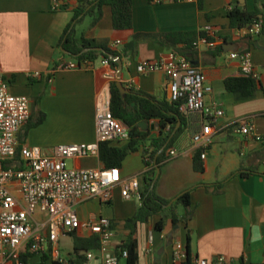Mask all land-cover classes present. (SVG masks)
I'll return each mask as SVG.
<instances>
[{"label": "crops", "instance_id": "0c3cea01", "mask_svg": "<svg viewBox=\"0 0 264 264\" xmlns=\"http://www.w3.org/2000/svg\"><path fill=\"white\" fill-rule=\"evenodd\" d=\"M80 1L63 0L61 8L55 9L53 0H0V64L5 77L14 95L30 99V121L45 116L42 124L29 129V121L22 128L20 148L39 147L51 156L58 146L97 143L96 107L100 100L111 99V83L115 81L116 71L104 67L103 59L89 69H58L77 61L65 52L61 41L67 27L73 23V9ZM132 1L133 30L116 31L112 10L105 7L101 21L88 29L92 18H87L79 27L78 35L107 41L111 48L122 50L136 35L199 32L210 27L218 40L240 44L239 53L252 55L260 82L255 99L237 101L225 87L226 79L241 76L240 63L231 59L232 52L224 50L216 54V48L201 46L194 48V55L189 54L188 58L201 70L206 85L212 88L207 102L217 104L225 116L199 124L196 134L205 133L211 137L204 152L206 159L201 158L204 172L195 170L194 157L201 148L193 142L196 134L188 133L178 140L175 149L181 155L164 167L157 192L173 201L187 189L197 186L190 194L192 217L176 226L168 220L162 231L156 228L159 217L141 225L137 233L139 264H187V257L175 258L178 246L185 254L190 247L191 264L201 261L212 264L218 257H226L235 261L234 264H263L264 143L228 129L243 119H250L256 133L264 137V116L253 118L264 113V32L258 37L238 39L237 30L230 28L229 19V9L234 5L248 12L258 10L263 16L264 0H204L202 9L199 0ZM117 42L121 44L115 46ZM178 48L182 50L184 46ZM171 52L172 48L142 39L137 54L129 51L122 60L123 84L158 100L167 99L168 76L163 72L142 76L137 67ZM36 74L41 77H35ZM148 131L152 138L159 137V122H149ZM115 145L124 147L126 143ZM71 165L77 169L104 167L100 157L71 161ZM121 171L126 179L140 176L142 185V175L146 171L142 148L126 158ZM220 183L224 185L217 192L213 185ZM140 204L137 198L124 199L117 190L109 205L92 200L77 205L75 210L83 222L106 219L115 223L116 234L110 249L116 253L129 237L125 221L135 215ZM177 212L180 217L185 214L182 207ZM78 235L90 237L93 234L82 231ZM65 239L71 241L69 250L62 247ZM57 251H50L51 257L46 264L53 260L69 264L74 252L69 235L61 238ZM96 254V260H87L85 264H100V254ZM42 257L35 256L28 264L33 261L42 264ZM120 264H126V260H121Z\"/></svg>", "mask_w": 264, "mask_h": 264}, {"label": "built area", "instance_id": "2783aa9c", "mask_svg": "<svg viewBox=\"0 0 264 264\" xmlns=\"http://www.w3.org/2000/svg\"><path fill=\"white\" fill-rule=\"evenodd\" d=\"M61 1L63 0H53L55 9L61 8ZM207 30L216 41L209 43L206 39H201L194 45L195 48H216L220 42L223 44L212 28L208 27ZM263 30V20H257L252 25L237 30L235 36L238 39L258 37ZM120 44L117 42L115 46ZM231 59L240 63L242 76L259 78L250 53L232 52ZM102 65L108 69L112 67L106 59L102 60ZM58 69L89 68L86 63L79 64L74 61L61 65ZM137 71L142 76L165 73L168 76L167 100L171 103L184 101L183 110L187 113L199 114L205 122L225 116V112L218 109L217 104L207 102L212 88L206 85L201 70L182 54L171 52L160 59L143 62L138 65ZM35 77L40 78L41 75L36 74ZM31 115L30 99L11 92V85L0 64V264H22L21 252L27 247L35 256L50 254L52 249L58 252L62 237L72 233L78 235L82 231L101 237V250L98 252L100 264H120L128 254L123 252L121 259L110 249V242L116 234L111 221L94 219L83 222L75 207L92 200L109 205L117 190L124 199L137 198L141 202L140 176L126 179L123 178L120 168L77 169L70 168L69 163L100 157V145L103 143H127L130 139V127L115 119L111 115L110 100L102 99L96 107L97 143L58 146L50 156L39 147L20 148L19 134L30 121ZM238 124L237 133L264 143V137L256 133L250 119H243ZM193 142L206 149L211 143V137L198 133ZM168 154L171 161L181 155L176 149L169 150ZM202 158L206 159V155L203 154ZM175 258H186L181 246H178ZM96 259V252L87 255L89 262ZM234 262L226 257H218L212 264ZM197 264L210 263L201 261Z\"/></svg>", "mask_w": 264, "mask_h": 264}, {"label": "trees", "instance_id": "16d2710c", "mask_svg": "<svg viewBox=\"0 0 264 264\" xmlns=\"http://www.w3.org/2000/svg\"><path fill=\"white\" fill-rule=\"evenodd\" d=\"M153 2L154 0H150ZM203 1L199 0L200 9L203 8ZM110 7L112 10L113 27L116 31L133 30V1L132 0H81L76 8L73 9L74 20L64 33L61 46L67 51L79 64L86 63L88 68L100 59L109 60L114 71L118 70L117 58L123 60L129 51L137 54V48L142 39L158 42L159 44L172 48L173 52L187 57L194 55V45L201 39H206L209 43H214L216 38L207 28L199 32L172 33L164 35H136L132 42L126 45L122 50L111 48L107 41L89 40L84 35L79 36L78 30L87 18H92L88 29L94 28L103 18V9ZM63 10H65V7ZM230 28L241 30L252 25L257 20H263L264 15L256 10L248 12L237 5L231 7L229 11ZM264 32V30H263ZM226 40L223 45L216 47V54L224 53ZM183 45L180 50L178 47ZM95 49H102L98 51ZM190 61L191 59L188 58ZM124 85V84H123ZM129 94H123L117 86V82L111 83V115L124 122L130 127V139L124 147L115 145L113 142H107L100 145V161L105 168H122L126 158L139 151L142 148V155L146 171L142 175L141 185V204L137 208L135 215L125 221V226L129 230L128 239L117 249L116 254L123 259V252H127L126 264H139V246L137 240L138 229L141 225L151 222L155 217L160 220L156 225L157 230H164L168 220H172L176 226L182 222H188L192 217L190 194L194 188L191 187L184 191L173 206L169 207L172 200L160 196L157 192L158 184L162 178L164 167L171 162L169 159V150L175 149L178 140L185 134L194 135L199 132V124L203 118L199 114L186 113L183 110L184 101L171 103L167 99L158 100L152 95L128 89ZM226 90L233 94L237 101H246L255 99L260 90V82L252 76H240L228 78L225 81ZM264 116V113L258 114L253 118ZM45 120L43 115L35 122L30 121L28 128H34L42 124ZM159 122V137L152 138L150 131L143 132L139 128L142 122ZM179 124H181L179 126ZM203 129V127H202ZM239 124L230 126L228 131L237 132ZM118 144V143H117ZM206 149L200 148L194 157L195 170L199 173L204 172V166L201 162L202 155ZM19 158V157H18ZM158 170L161 171L158 177ZM234 176V175H233ZM223 183L215 184L213 187L220 190ZM207 186V185H205ZM208 187V186H207ZM182 207L185 211L184 216L180 217L177 209ZM112 229L115 230V223L111 221ZM73 240L74 252L69 264H85L87 255L90 252L98 253L101 250V237L97 234L90 237H80L76 233L70 234ZM187 264H191L190 247L186 249ZM25 248L21 252L20 263L28 264L29 260L34 258ZM50 254H44L42 264L48 262ZM51 264H64L60 260L51 261Z\"/></svg>", "mask_w": 264, "mask_h": 264}, {"label": "water", "instance_id": "95a60500", "mask_svg": "<svg viewBox=\"0 0 264 264\" xmlns=\"http://www.w3.org/2000/svg\"><path fill=\"white\" fill-rule=\"evenodd\" d=\"M225 50L226 51H230V52H238L241 48L240 44H226L225 45ZM98 51H103L102 49H95ZM66 52V51H65ZM67 53V52H66ZM116 62L118 63V70L116 71L115 75H114V79L117 82V86L120 89V91L123 94H129L130 92L124 87L123 85V69H124V64L123 61L120 58L116 59ZM181 124H179L180 126ZM139 128L141 131L143 132H147L149 130V122L145 121L139 124ZM161 171L158 170V177L160 176ZM184 194V193H183ZM183 194H181L179 197H177L176 199H174L170 204L169 207H171L175 202L178 201V199L183 196Z\"/></svg>", "mask_w": 264, "mask_h": 264}, {"label": "rangeland", "instance_id": "374dc122", "mask_svg": "<svg viewBox=\"0 0 264 264\" xmlns=\"http://www.w3.org/2000/svg\"><path fill=\"white\" fill-rule=\"evenodd\" d=\"M69 167H70V168L72 167L71 163H69ZM178 209H179V208H178ZM178 209H177V210H178ZM70 245H71V241H70V239H65V240L62 241V247H63V248H66V250H69ZM67 247H68V248H67ZM32 264H34V261L32 262Z\"/></svg>", "mask_w": 264, "mask_h": 264}]
</instances>
